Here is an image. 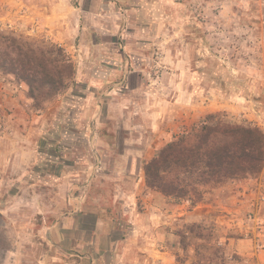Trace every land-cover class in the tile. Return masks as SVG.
Listing matches in <instances>:
<instances>
[{"label": "rangeland", "instance_id": "rangeland-1", "mask_svg": "<svg viewBox=\"0 0 264 264\" xmlns=\"http://www.w3.org/2000/svg\"><path fill=\"white\" fill-rule=\"evenodd\" d=\"M48 1L0 0L2 61L27 47H57L75 69L65 89L37 102L0 67V264H40L49 251L50 198L65 188L96 190L92 180L108 171L101 140L117 151L129 141L156 153L214 113L264 131V0H147L144 13L131 0H70L71 11L60 12L70 25L80 19L82 31L67 37L44 25ZM81 8L90 13L80 17ZM96 11H107V21ZM87 72L102 80L90 81ZM113 97L114 118L94 115ZM62 170L72 181H58L59 189L51 176ZM157 203L171 216L169 245L178 264H264V170L210 190L196 205Z\"/></svg>", "mask_w": 264, "mask_h": 264}, {"label": "crops", "instance_id": "crops-1", "mask_svg": "<svg viewBox=\"0 0 264 264\" xmlns=\"http://www.w3.org/2000/svg\"><path fill=\"white\" fill-rule=\"evenodd\" d=\"M86 1L89 0H77L81 5ZM92 1L97 6L104 2ZM131 1L137 5L138 11L144 13L143 7L148 5L147 0ZM48 3L50 7L46 8V23H39L60 32L64 30L65 33H60L64 37L78 36L82 31L80 19L76 23L75 18L70 25L60 12L62 9L71 11L70 0H50ZM73 10L76 14L79 9ZM108 10L113 12L111 7ZM96 12L98 20L107 21V11ZM87 13L90 11L86 12L81 8L80 17ZM101 27L104 33L116 36L113 30L103 28V25ZM87 75L90 81L102 80L98 74L90 75L87 72ZM88 89L91 90V86ZM88 100L90 101V97ZM115 100L113 97L109 109L105 112L103 110V114L96 110L94 115L114 118ZM121 111L126 117L131 116V110ZM92 112L93 110L90 113ZM119 128L126 129V132L131 129L126 125ZM188 128L190 127H185L182 131ZM182 131L176 132L173 139ZM170 134L171 132L167 133ZM101 142L98 151L108 171L101 180H92L96 190L92 186L84 193L82 187H79L81 193L80 190L70 193L71 190L65 188L64 196L50 198L46 213L52 219L46 227L49 251L39 259L40 264H178L169 245L168 227L171 216L169 211H164L163 206L157 203L158 198L165 202L169 199L157 192H149L146 186L144 167L158 151L155 153L151 150L152 147L143 144L134 146L129 141L122 143L117 151L114 145ZM67 172L68 170H62L61 177L57 179L51 176L57 181L56 188L63 187L58 181L64 184L72 181V175Z\"/></svg>", "mask_w": 264, "mask_h": 264}, {"label": "trees", "instance_id": "trees-1", "mask_svg": "<svg viewBox=\"0 0 264 264\" xmlns=\"http://www.w3.org/2000/svg\"><path fill=\"white\" fill-rule=\"evenodd\" d=\"M1 69L29 87L37 102L51 100L75 74L64 50L27 47ZM264 170V131L251 123L237 124L224 113L208 114L164 146L145 165L146 186L177 203H200L210 190Z\"/></svg>", "mask_w": 264, "mask_h": 264}]
</instances>
